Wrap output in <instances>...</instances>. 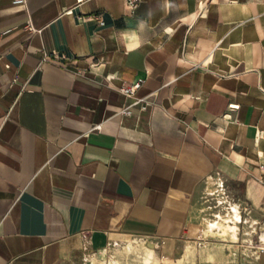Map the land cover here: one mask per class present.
Wrapping results in <instances>:
<instances>
[{
  "label": "crops",
  "instance_id": "obj_1",
  "mask_svg": "<svg viewBox=\"0 0 264 264\" xmlns=\"http://www.w3.org/2000/svg\"><path fill=\"white\" fill-rule=\"evenodd\" d=\"M138 79L146 110L118 91ZM261 167L264 0H0V264L127 238L173 258L202 239L211 184L264 242Z\"/></svg>",
  "mask_w": 264,
  "mask_h": 264
},
{
  "label": "rangeland",
  "instance_id": "obj_2",
  "mask_svg": "<svg viewBox=\"0 0 264 264\" xmlns=\"http://www.w3.org/2000/svg\"><path fill=\"white\" fill-rule=\"evenodd\" d=\"M209 192L200 220L202 239L187 244L186 251L173 258L162 257L144 240L127 238L101 255L86 257L81 264H145L148 253L152 255L148 264H247L260 242L257 225L252 224L243 204L225 183L211 184ZM208 222L215 224L206 232Z\"/></svg>",
  "mask_w": 264,
  "mask_h": 264
},
{
  "label": "built area",
  "instance_id": "obj_3",
  "mask_svg": "<svg viewBox=\"0 0 264 264\" xmlns=\"http://www.w3.org/2000/svg\"><path fill=\"white\" fill-rule=\"evenodd\" d=\"M141 0H124L125 5L127 9L131 12V14L136 10ZM25 3V0H13L14 5H22ZM100 24H102V21H99ZM26 28L28 30H33L30 23L26 24ZM47 55L44 54L41 58V61L44 62L47 59ZM82 74V72H80ZM144 83L143 79H138L132 83L124 84L120 86L118 91L123 94L125 97L132 99V103L130 106H139L141 110H146L150 104L146 102L143 98H136L135 93L142 87ZM235 106H231L232 109H234ZM124 114H130V112L126 109L122 111ZM261 169L264 171V167H261ZM264 251V242H259L257 244V252H263Z\"/></svg>",
  "mask_w": 264,
  "mask_h": 264
},
{
  "label": "bare ground",
  "instance_id": "obj_4",
  "mask_svg": "<svg viewBox=\"0 0 264 264\" xmlns=\"http://www.w3.org/2000/svg\"><path fill=\"white\" fill-rule=\"evenodd\" d=\"M236 213V212H235ZM215 223H212L211 225L213 226ZM149 252V251H148ZM152 255H151V253H148L147 255H146V257H144V263L145 264H148V263H150L152 260Z\"/></svg>",
  "mask_w": 264,
  "mask_h": 264
}]
</instances>
